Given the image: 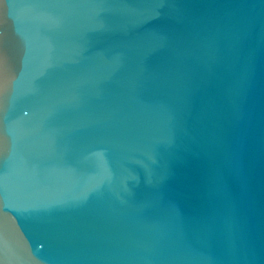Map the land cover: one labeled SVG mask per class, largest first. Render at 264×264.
Wrapping results in <instances>:
<instances>
[{
	"label": "water",
	"instance_id": "95a60500",
	"mask_svg": "<svg viewBox=\"0 0 264 264\" xmlns=\"http://www.w3.org/2000/svg\"><path fill=\"white\" fill-rule=\"evenodd\" d=\"M0 264H264V0H0Z\"/></svg>",
	"mask_w": 264,
	"mask_h": 264
}]
</instances>
